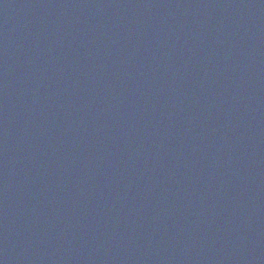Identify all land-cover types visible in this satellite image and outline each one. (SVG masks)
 I'll list each match as a JSON object with an SVG mask.
<instances>
[{"label":"water","instance_id":"water-1","mask_svg":"<svg viewBox=\"0 0 264 264\" xmlns=\"http://www.w3.org/2000/svg\"><path fill=\"white\" fill-rule=\"evenodd\" d=\"M0 264H264V0H0Z\"/></svg>","mask_w":264,"mask_h":264}]
</instances>
